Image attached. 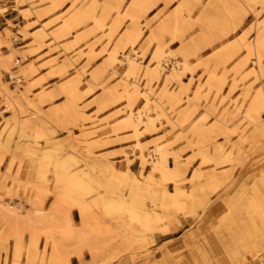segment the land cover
I'll return each mask as SVG.
<instances>
[{"label":"rangeland","instance_id":"374dc122","mask_svg":"<svg viewBox=\"0 0 264 264\" xmlns=\"http://www.w3.org/2000/svg\"><path fill=\"white\" fill-rule=\"evenodd\" d=\"M262 6L264 0H0L9 9L0 14V264H64L85 252L95 264H262L264 129L241 119L264 123V96L253 93L261 79L245 48L258 38L264 54ZM128 30L141 32L133 44ZM132 48L144 64L163 60L166 81L152 67L126 69ZM122 57L128 78L171 117L183 110L182 125L156 117L136 130L127 122L129 102L112 73ZM184 60L189 69L182 72ZM92 75L98 83L87 81L91 92L72 78ZM7 90L17 96L15 113ZM16 116L30 119L24 130ZM138 138L150 161L156 147L166 151L167 166H179L175 180L141 164ZM70 154L77 164L56 166L57 156ZM73 166L98 179L113 174L118 188L65 193ZM139 179L152 183L158 198L164 189L176 194L165 203L146 200L155 211L148 224L131 219L126 206L106 210L99 202L114 192L129 199ZM78 233L79 240L69 239Z\"/></svg>","mask_w":264,"mask_h":264},{"label":"bare ground","instance_id":"6f19581e","mask_svg":"<svg viewBox=\"0 0 264 264\" xmlns=\"http://www.w3.org/2000/svg\"><path fill=\"white\" fill-rule=\"evenodd\" d=\"M259 13L264 15V6H262V8L259 10ZM28 14H30V13H28ZM36 17L39 18V16H36ZM98 22H100V20H98ZM45 30L48 31L47 28H45ZM259 31L264 32V26L259 28ZM47 33L52 35L49 31ZM140 35H141V32H137L135 35L132 36V32L129 30L127 31L128 40L131 42V44L135 43L139 39ZM51 39L55 40L56 36L52 35ZM257 42H258V38L248 40L245 42V48H246V51L248 53L247 55L252 56V59H253V73L255 74L256 78L261 79L260 80L261 81V87L256 89L253 93H257L258 95L264 96V54L262 53V50L259 49ZM12 48L13 47L11 46V49ZM135 50L136 49L132 48L128 53L125 54V63H126L125 68L133 70V69H137V68L143 69V68L152 67V65L150 66L147 63L144 64L142 61H139L136 57H133V53L136 52ZM117 52H118V49H112L110 51L111 61H115V59L117 58ZM136 54H137V52H136ZM122 59H123V57H122ZM123 61H124V59L120 60L119 62H115L114 70L112 73L114 75H117V77H121L120 84L123 88L122 94L127 97V100L129 102L128 106L125 108L126 109L125 111L127 112V114H126L127 122H129L131 124V126H133L136 130H138L137 128L142 123H144L146 126L152 125L154 123V120L156 117L166 118L168 121H172L173 123H176L178 125H182L181 120H182L183 110H179L177 112V116L175 118L171 117L170 114L168 113L165 105H163L160 100H158V99L155 100L154 96L153 97L151 96V91H148L149 89L148 90L144 89L145 90L144 91L143 87H141L140 83L137 80H132V79L128 78L131 75L128 73V71H125L124 69H122L123 64H119L120 62H123ZM162 61L158 62L156 65H154L151 68V71L155 74V76H157L159 78L161 83L166 81V78H165V76H163L162 69H161V67L163 65ZM12 62L14 64H19L20 60H18L17 58H14L12 56ZM182 64H183L182 72H185L186 69H189L188 64L185 60L182 62ZM118 65H120V66H118ZM179 67H178L179 70L177 68L175 71L172 72V75L179 76L181 66H179ZM12 75L15 76V78H19V76H17L14 72H12ZM108 77H113V76H108ZM72 78L75 82L82 85V87H87L86 88L87 92H91L93 90V87L91 85H89L87 83V81L91 82L93 84L98 83L97 77L94 75H92L90 77L72 76ZM135 79H137V78H135ZM242 80H244V79H242ZM249 89H250V87L247 86L246 90H249ZM5 97L7 98L6 101L8 100L7 109L12 111V113H15L18 110V108H17L18 100H17L16 94L14 92H10L7 90L5 92ZM138 97H141V103L137 106H134V100ZM151 110L154 111V115H150ZM33 115H34V113H33ZM4 117H5L4 115H1V119H3ZM15 118L17 119L16 120L17 128L19 127L20 130L23 129L22 127L27 126V123H26L27 121H30V119L29 120H23V119L19 120L21 118L19 117V119H18L17 116ZM244 118H246L247 120L252 122L255 125V128L257 130L264 129V123H262L261 121L254 120V119L250 118L248 115H244L241 119H244ZM237 121H239V120H237ZM3 122L6 126H8V124H10V121H8L5 118L3 119ZM233 125H231V126H233ZM137 150L139 153V158L141 160V164L144 165L145 163L150 162V164L152 165L151 169L159 171L161 176L165 180H169V179L175 180L176 176H178L180 174V170H179L178 165L175 168L167 166L166 151L164 149H162L161 147H156L154 149L158 153V157L151 160V161L146 158L145 149H144L143 145H141V143H140V138H138ZM56 161H57L56 166H59V167L62 166L63 163H65V162L66 163H72V164L73 163L77 164V162H78L77 157L73 154L66 155L65 159L61 158L60 156H57ZM67 168L68 169L66 170V175H68V178H67V183L64 185V192L70 193V195H72V193H71L72 187L78 188L81 192H83V194L91 193L94 189V186L97 187L101 191V193H103L104 188H110V187L118 188V184L114 180V178H116V176L113 174L110 175L109 180H103V179H98V178L93 177V175L90 172L82 171V169H76V167H74V168L67 167ZM122 168L123 169H130L131 167L129 164H127V165H123ZM80 172H83V175H87V181H86V179H83L84 176ZM140 180L141 179H139V181H137L138 182L137 184L134 182L133 186H131L129 199L124 198L121 195L114 192L115 195H111L113 197H109L105 194H102V197L99 200V202L106 206V210H109L113 207L121 208V207L126 206V209L128 210V215L131 219L139 220L143 223L148 224L151 220H153L155 211H154V209H151V207L146 206V202H147L146 200H151L154 202L157 200H162L165 203L168 200L174 199L176 194H175V192H173V190L164 189L161 192V196L159 194V198H158V196L156 195L157 193H155L153 191L154 188L152 186V183H148V185L146 184V187H145L143 184H142L143 186H141ZM258 186H259V189L262 190L263 186L259 185V184H258ZM81 201H82V198H79L80 203H81ZM8 205L11 208L15 207L12 204H7V206ZM2 207H4L3 209H6L10 212H13L12 210H9V208H7L6 205H4ZM81 236H82V233H78V234H76V236H73L72 238H69V239L70 240L71 239H73V240L78 239L79 240L81 238ZM59 247H61V246H59ZM59 247L56 246V244H55V250L58 252H60ZM64 248H65V244H64ZM61 250H62V248H61Z\"/></svg>","mask_w":264,"mask_h":264},{"label":"snow or ice","instance_id":"6c2138e0","mask_svg":"<svg viewBox=\"0 0 264 264\" xmlns=\"http://www.w3.org/2000/svg\"><path fill=\"white\" fill-rule=\"evenodd\" d=\"M8 8H5V7H0V14H6L8 12ZM9 24H11V21L9 20L8 21ZM73 256H79V260H66L64 261V264H95L94 261H91L87 258V253H73L72 254ZM252 264H255V262H252ZM262 264H264V262H262Z\"/></svg>","mask_w":264,"mask_h":264}]
</instances>
